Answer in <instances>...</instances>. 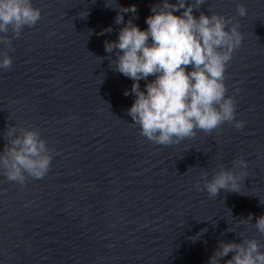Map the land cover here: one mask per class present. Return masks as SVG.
Returning <instances> with one entry per match:
<instances>
[{
	"label": "clouds",
	"instance_id": "1",
	"mask_svg": "<svg viewBox=\"0 0 264 264\" xmlns=\"http://www.w3.org/2000/svg\"><path fill=\"white\" fill-rule=\"evenodd\" d=\"M204 3L205 0L190 4L186 0H163L152 6L153 15L146 18V30L129 19L116 41H105L107 53L117 50L116 59L111 61L113 70L134 81L131 93L135 100L128 115L139 126L140 134L155 144H178L194 138L197 130L211 133L224 123L237 129L245 126L244 121L236 119L237 101L227 94L225 84L227 65L243 40L239 21L214 12L210 16L200 12L197 18L193 10H199ZM181 9V15L174 14ZM119 11L135 15L137 8L134 4L120 6ZM237 12L240 17L247 15L243 4L237 5ZM40 20L41 10L33 6L32 0H0V45L4 46L0 50V69L12 68L8 50H13V40L20 38L25 27H33ZM123 21V15L118 14L115 23ZM111 30L109 27L104 31ZM189 66L191 71L187 70ZM150 76L155 79L147 82L146 91H142L139 81H148ZM124 95H129V91ZM4 139L7 142L0 151V171L8 181L23 186L28 178L39 180L49 173L54 150L41 138L39 130L8 125ZM233 166L226 170L221 165L211 179L207 172L202 173L195 184L197 191L206 190L209 197H217L221 190L240 192L248 165L241 157L233 161ZM237 167L240 172L234 170ZM251 220L250 214L241 223ZM251 227L264 235V215L257 217ZM240 237L241 243L221 241L208 264H221L229 253H233L232 258L224 264H264V245L247 238L245 233Z\"/></svg>",
	"mask_w": 264,
	"mask_h": 264
}]
</instances>
